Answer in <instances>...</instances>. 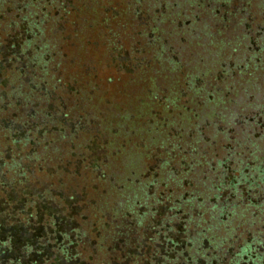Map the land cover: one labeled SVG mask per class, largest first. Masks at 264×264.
I'll use <instances>...</instances> for the list:
<instances>
[{
    "label": "trees",
    "instance_id": "obj_1",
    "mask_svg": "<svg viewBox=\"0 0 264 264\" xmlns=\"http://www.w3.org/2000/svg\"><path fill=\"white\" fill-rule=\"evenodd\" d=\"M0 228L13 264H264V0H0Z\"/></svg>",
    "mask_w": 264,
    "mask_h": 264
},
{
    "label": "rangeland",
    "instance_id": "obj_2",
    "mask_svg": "<svg viewBox=\"0 0 264 264\" xmlns=\"http://www.w3.org/2000/svg\"><path fill=\"white\" fill-rule=\"evenodd\" d=\"M233 32H236V30ZM211 58L214 57L215 54V49L211 50ZM242 96V93L239 89L236 90V98L240 99V97ZM221 107V112L225 109L224 105L219 106L218 108ZM15 229H12L9 231V233L14 232L11 234V241H9V247L8 248H4V246L2 245L4 240H5V236H6V232H8L7 229L5 228H0V264H13V263H9L11 260L13 259H18L22 261V257H23V251L20 249V244L23 240V237L21 235H17V232L14 231ZM34 264H42V262H36ZM55 264H68V263H63V262H56Z\"/></svg>",
    "mask_w": 264,
    "mask_h": 264
}]
</instances>
